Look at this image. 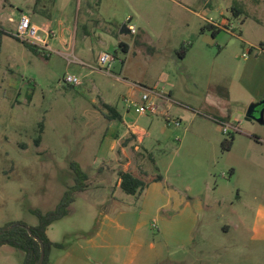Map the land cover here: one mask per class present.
I'll use <instances>...</instances> for the list:
<instances>
[{
    "label": "rangeland",
    "instance_id": "obj_1",
    "mask_svg": "<svg viewBox=\"0 0 264 264\" xmlns=\"http://www.w3.org/2000/svg\"><path fill=\"white\" fill-rule=\"evenodd\" d=\"M86 2L90 37L83 38L80 23L76 42V52L88 58L89 65L83 66L67 53L48 59L44 50L36 53L15 39L20 12L40 14L39 9L47 6L45 15H34L39 24L60 18L51 1L0 0V228L18 222L37 226L33 212L55 210L66 191L76 185L71 168L76 162L88 176L87 189L74 194L69 215L50 230V238L68 248L99 229L105 208L108 215L115 212L107 201L116 180L110 168L117 165L103 153L109 128L105 114H111L105 103L122 111V97L127 98L131 88L117 78L143 89L139 104L146 89L155 90L156 85L184 97L189 89L201 97L223 93L232 79L256 92L260 98L256 103L264 101V0H74L81 16ZM233 7L242 13L235 16ZM212 23L217 31L208 26ZM129 24L137 34L119 36L130 45L126 53L109 31L117 35L120 27ZM101 53L114 58L110 74L99 63ZM171 55L180 68L172 64ZM164 72L171 74L169 83L161 80ZM68 74L79 76L82 85L66 84ZM128 109V124L148 127L151 119L164 121L161 116ZM239 119L240 133L220 134L221 145L211 162L208 195L212 199L205 201L207 209L189 225L184 213L194 211L195 206L193 201L189 204L190 170L184 165L189 151L196 150L186 143L180 149L184 127L181 133L169 131L168 145L155 147V163L146 157L142 161V150L130 155L133 163L140 164V171L168 177L165 189L184 199L180 205L164 200L160 209L151 212L146 190L139 197L122 189L114 193L125 200L118 203L121 210L131 206L128 223L146 229L136 264H264V239L255 237L256 215L264 205L263 179L239 150L229 152L223 147L232 136L247 134L245 126L251 124L244 116ZM253 125L264 131L263 124L253 121ZM131 144L130 139L127 146ZM25 257L12 247L0 250V264H24Z\"/></svg>",
    "mask_w": 264,
    "mask_h": 264
},
{
    "label": "crops",
    "instance_id": "obj_2",
    "mask_svg": "<svg viewBox=\"0 0 264 264\" xmlns=\"http://www.w3.org/2000/svg\"><path fill=\"white\" fill-rule=\"evenodd\" d=\"M51 1V5L54 9L58 10L60 18L54 19L51 17L48 24H39L35 16L45 15L47 6H44L39 12H34V15L20 12L21 17L23 15H29L32 23L40 28H50L54 33L55 38L50 44L53 53L58 56H63L66 53L72 55L74 62L83 66H88V58L84 54L76 52V42L79 34V28L83 30L82 36L85 40L90 37L89 29V3L86 2V12L81 16L78 10L74 9V0H48ZM37 10V8H35ZM20 22V20H19ZM18 22V24H19ZM225 23V22H224ZM213 24V23H212ZM213 26L217 27L215 24ZM123 32L121 30L123 29ZM111 38L117 39V43L121 50L131 51L130 45L122 40L119 36L132 35L127 26L120 27L117 35L114 31H109ZM102 42V40H100ZM124 47L123 49L121 47ZM104 53H101L103 55ZM174 54H178L177 50ZM47 56L51 59L52 56ZM185 55V54H184ZM175 56V55H174ZM173 55H171L172 64L176 69L180 68L176 63ZM184 57V56H183ZM76 75V74H72ZM79 77V76H78ZM163 82L169 83L171 81L170 73H162ZM118 82H124L131 88L128 91V97H122V102L125 99L133 101H140V91L143 90L137 84L130 82L126 78H117ZM243 81L237 82L232 79L230 85L223 93L212 95H198L186 90L187 97L176 94L170 88H160L156 85L155 90L161 95L165 93L169 96L170 100L162 99L159 94L152 95L151 101L155 107L158 108L159 113L155 116L163 117L162 123L151 119V123L148 127H140L134 124H128L127 116L130 115V109L124 101L123 110L105 103L107 109L111 113L113 120L109 121V128L104 140L103 153L106 155L107 160L111 164H116L117 168H110V172L115 174L116 180L112 187L113 192L107 199L109 206L114 209L112 212L116 215L107 214L109 210L104 209V217L101 220L100 227L91 236L76 242L71 245L65 251L53 250L50 255L49 264H136L139 260L143 246L145 243L146 229L141 224H129L130 213L127 212L130 205H125L126 210H121V204L123 198L115 197L114 193L121 189V180L119 178V172H131L136 177L145 181L148 186L146 188V196L148 197L149 206L152 209L151 212H156L157 209L162 207L164 200L168 203L180 205L184 200L182 197L175 195L172 191L165 189V182L168 177L156 171L142 170L139 168L140 164L133 163L130 155L138 153L142 150L144 157L142 161L151 159L152 163L155 160L152 155V151L155 147L162 148L168 145L169 131L180 132L184 127L182 133V140H180V149L182 146L189 144L196 151L194 153L189 151L188 163L185 164V170L188 172L189 183L186 187L189 195L190 207L193 201L195 209H191L190 212H185L184 219L186 224L194 223L197 219L198 213L202 209H207V199H212L208 192L210 190V176L211 174V162L214 155V151L218 145H221L220 134L224 135L221 126L218 121L227 122L231 125L242 127V122L239 116H242V111L247 110V107L251 103H256L260 98L256 92H251L249 88L244 86ZM196 88L199 89V87ZM145 90V89H144ZM203 96V97H202ZM247 112V111H246ZM123 113H125L123 115ZM147 116V115H145ZM118 118V119H115ZM179 120L181 122L180 127L169 125L168 120ZM251 125H246L247 134L234 138L232 146L229 152L240 151L249 164L252 171L257 172L262 181L264 187V131H259L253 122H249ZM264 125V124H263ZM261 133V134H260ZM132 140V144L128 145L129 140ZM128 141V142H127ZM135 146V147H134ZM137 156V155H136ZM234 175L236 174L235 168L233 169ZM157 177H161L162 180H156ZM173 195V196H172ZM175 196V197H174ZM186 197V196H185ZM138 199V198H137ZM127 200V199H126ZM125 201V200H123ZM217 202V201H216ZM120 208V209H119ZM117 209L119 212L117 213ZM112 211V210H111ZM110 213V212H109ZM187 217V218H186ZM257 225L255 226V237L258 239H264V205H262L256 215ZM52 225L47 230V235L50 238V230ZM192 230V229H191ZM193 231V230H192ZM191 234V231H190ZM10 246H2L0 250H5ZM13 248V247H12ZM25 253V252H24ZM59 253V255H57ZM187 253H184L186 255ZM174 254L171 253V256ZM26 257L24 258V260Z\"/></svg>",
    "mask_w": 264,
    "mask_h": 264
},
{
    "label": "trees",
    "instance_id": "obj_3",
    "mask_svg": "<svg viewBox=\"0 0 264 264\" xmlns=\"http://www.w3.org/2000/svg\"><path fill=\"white\" fill-rule=\"evenodd\" d=\"M232 11L235 16H239L242 11L238 8L233 7ZM210 28H213L217 31V27L213 25H208ZM207 26V27H208ZM19 40L18 38H15ZM20 41V40H19ZM22 42V41H21ZM27 48L33 50L36 53H40V49L36 46L29 45L27 43L22 42ZM124 48L123 46L121 47ZM127 53V51L123 50ZM184 56V54H183ZM105 117L110 121L113 120L114 117H111V114H105ZM118 119V118H115ZM44 129V124H40V133L42 134ZM42 141V136L40 135L36 139V145L39 146ZM234 138L232 137L230 140L225 141L223 147L226 150H230ZM71 168L76 175V185L68 189L60 202L57 208L53 211H49L43 213L39 210L34 211L33 213L38 217V225L37 226H28L25 223L18 222L12 225H9L5 228H0V247L2 246H10L15 249L21 250L25 252L26 259L24 264H38L40 255H41V246L39 242H37L34 237L39 238L45 245V262L44 264H49L50 255L53 250L65 251L68 247L62 243H53L48 235V228L65 218L69 215V208L75 202L74 194L78 192H84L87 189V186L84 185L86 180L88 179L87 174L82 170L81 166L76 163H71ZM119 178L121 180L120 188L129 196L139 197L146 190L148 184L142 179L136 177L131 172H119ZM156 180H162L161 177H157ZM29 231H31L32 236Z\"/></svg>",
    "mask_w": 264,
    "mask_h": 264
},
{
    "label": "built area",
    "instance_id": "obj_4",
    "mask_svg": "<svg viewBox=\"0 0 264 264\" xmlns=\"http://www.w3.org/2000/svg\"><path fill=\"white\" fill-rule=\"evenodd\" d=\"M130 21V19H129ZM128 30L132 35L137 34V29L133 25H128ZM20 41L34 45L46 52V56H50L53 53L52 48L49 45V42L55 37L50 28H40L32 23L31 17L29 15H23L20 19L17 34L15 36ZM244 58H248L246 54ZM114 58L109 54L104 53L99 58V63L102 68L106 66L108 69H105L108 74H110V69L112 67V63ZM66 84L74 87H80L82 85L81 79L72 74H68L65 77ZM159 93L154 89H146L145 93L141 97V103L138 101H133L130 99H125V103L129 108H134L136 113L141 115H157L159 110L152 103L151 96L158 95ZM159 96L164 100H170L169 96L165 93H162ZM169 125H174L175 127H180L181 122L179 120H168ZM218 124L222 128V132L224 135H232L233 133H240L241 129L239 125H231L227 122L218 121Z\"/></svg>",
    "mask_w": 264,
    "mask_h": 264
},
{
    "label": "water",
    "instance_id": "obj_5",
    "mask_svg": "<svg viewBox=\"0 0 264 264\" xmlns=\"http://www.w3.org/2000/svg\"><path fill=\"white\" fill-rule=\"evenodd\" d=\"M123 29L121 30V32H123ZM242 116L245 117V121L247 122H253L256 121L260 124H264V101L260 102V103H254L252 104L246 113H241ZM30 235L32 236L31 231H29ZM34 239L39 242L40 246H41V255H40V259L38 264H44L45 262V245L44 243L37 237H34Z\"/></svg>",
    "mask_w": 264,
    "mask_h": 264
}]
</instances>
